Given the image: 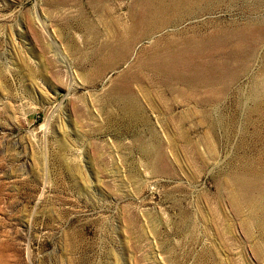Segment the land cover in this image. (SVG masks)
<instances>
[{
  "label": "rangeland",
  "instance_id": "374dc122",
  "mask_svg": "<svg viewBox=\"0 0 264 264\" xmlns=\"http://www.w3.org/2000/svg\"><path fill=\"white\" fill-rule=\"evenodd\" d=\"M197 1L130 43L131 0H0V264H264V0Z\"/></svg>",
  "mask_w": 264,
  "mask_h": 264
},
{
  "label": "bare ground",
  "instance_id": "6f19581e",
  "mask_svg": "<svg viewBox=\"0 0 264 264\" xmlns=\"http://www.w3.org/2000/svg\"><path fill=\"white\" fill-rule=\"evenodd\" d=\"M94 1V0H93ZM132 1V4H131V6H130V11H129V15H128V19H129V21H130V24L128 25V26H125L124 28H122L121 29V32H122V34L124 35V36H129V38H130V43L131 42H134V41H137L138 39H140V38H146L148 35H149V33H150V31H151V29L154 27V26H157V25H160V26H163V27H165L166 25L167 26H169V24L173 21V20H175L176 18H179L178 16H180V15H182L183 13H184V11L182 12L181 11V9H185V8H191V5L194 7V6H198L200 3L197 1V0H131ZM205 1V0H204ZM207 1V0H206ZM213 1V0H212ZM217 1V0H216ZM202 2V1H201ZM220 2V1H219ZM203 3V2H202ZM201 7V6H200ZM199 7V8H200ZM202 8V7H201ZM193 9V8H192ZM195 9H197L198 10V8L196 7ZM190 10V9H189ZM197 10H195V11H197ZM194 11V10H193ZM199 11V10H198ZM186 12V11H185ZM189 13V12H188ZM173 15H176V16H173ZM184 15H188L187 13H185ZM191 16H192V14H191ZM181 17H183V15L181 16ZM183 19V18H182ZM181 20V19H180ZM251 23V22H250ZM250 23H248L249 25H250ZM262 23V22H261ZM264 23V22H263ZM258 24V23H257ZM256 24V25H257ZM252 25H253V23H252ZM256 25H255V28H256ZM247 26V25H246ZM251 26V25H250ZM249 26V27H250ZM238 27V26H237ZM234 28V27H233ZM243 28H245V27H242V29ZM248 28V27H247ZM252 28V27H251ZM250 28V29H251ZM254 28V29H255ZM219 29V28H218ZM222 29V28H221ZM235 29V28H234ZM242 29H238L240 32H237L236 30V32H234V36L236 37V36H238L239 38H242V37H244V35H245V33H246V31L244 32V31H242L241 32V30ZM249 29V28H248ZM247 29V30H248ZM233 30V29H232ZM231 30V31H232ZM244 30V29H243ZM246 30V29H245ZM252 30V29H251ZM257 30H258V28H257ZM256 30V31H257ZM214 31V30H213ZM218 31V30H217ZM219 31H221V30H219ZM248 31H250V30H248ZM261 31V30H260ZM262 31H264V30H262ZM261 31V32H262ZM222 32H224L225 33V31H222ZM222 32L220 33V34H222ZM233 32V31H232ZM244 32V33H243ZM253 32H255L254 30H253ZM201 33H203V32H201ZM211 33L212 32H210V35H211ZM249 33H251V32H249ZM256 33V32H255ZM204 34V33H203ZM218 34H219V32H218ZM232 34V33H231ZM247 34H248V32H247ZM257 34V33H256ZM136 35V36H135ZM198 35V34H197ZM197 35H195V36H197ZM214 35V34H213ZM213 35H211V37L213 36ZM233 35V34H232ZM232 35H230V37H234V36H232ZM255 35V34H254ZM264 35V34H263ZM199 36H201V34L199 35ZM202 36H204V35H202ZM215 36H217V35H215ZM215 36H213L212 37V39H210V40H213L212 42L215 44V43H217L218 42V40L216 39V37ZM248 35H246V37H247ZM250 37H252V35L250 34L249 35ZM133 37V38H132ZM205 37V36H204ZM219 37V36H218ZM217 37V38H218ZM222 37V36H221ZM228 37V36H227ZM234 37V38H235ZM259 37V36H258ZM264 37V36H263ZM224 38H225V36H224ZM233 38V39H234ZM255 38V37H254ZM254 38H252V39H254ZM190 39V38H189ZM192 39V38H191ZM186 40V42L184 43V46H182L181 47V49L180 50H175V51H173L172 50V45H169L168 46V48L170 49L169 50V53H167L166 54V56L165 57H161V56H156V57H154V61H153V65H155L156 66V69H158L157 70V72L159 71V70H165V69H167V71L166 72H168L169 70L171 71V70H173V72L171 73L170 71H169V73H171V74H173L174 73V69H177V66L179 65V67H180V65H181V67H184V68H189V69H191V68H193V69H195V72H192L193 73V77L194 78H200L201 79V82H202V77L203 76H200L201 75V70L203 69V67H205V64H204V62H203V64H201V62H199V61H197L196 63H193V61L192 60H194L195 59V61L196 60H198L200 57H202V56H200V54H201V52L203 51V47L205 48V45L206 44H208V41L207 40H205L204 38L203 39H201V37H200V40L198 41V38L194 41V40ZM226 39H229V38H226ZM244 39V38H243ZM242 39V40H243ZM257 39V38H256ZM119 40H121V38L119 39ZM208 40H209V38H208ZM219 40H222V39H219ZM225 40V39H224ZM245 40V39H244ZM243 40V41H244ZM261 40V39H260ZM227 41V40H226ZM229 41H231V39H229ZM245 41H248V39L247 40H245ZM250 41H251V39H250ZM121 42V41H120ZM210 42V41H209ZM228 42V41H227ZM253 42V41H252ZM258 42V41H257ZM122 44H120L119 45V47H117V48H112L111 50V54H113V55H118V54H120L124 49H126L125 48V46L123 45V42H121ZM220 43V42H219ZM224 43H226V42H224ZM229 43V42H228ZM256 43V42H255ZM126 45H128L129 44V40L127 41V43H125ZM210 44V43H209ZM221 44V43H220ZM219 44V45H220ZM252 44V43H251ZM254 44V43H253ZM259 44V43H258ZM211 45V44H210ZM213 45V44H212ZM223 45V44H222ZM221 45V46H222ZM241 45L243 46L244 45V43L242 44L241 43ZM247 45H249V44H247ZM246 44H245V46H247ZM209 46V45H208ZM217 46V45H216ZM215 46V47H216ZM225 46V45H224ZM230 46V45H229ZM231 46H232V43H231ZM234 46H235V44H234ZM244 46V47H245ZM254 46V45H253ZM256 46V45H255ZM211 47V46H210ZM236 47V46H235ZM235 47H233V48H235ZM248 47V46H247ZM245 48V49H247V50H249L248 48ZM180 47H177V49H179ZM214 48V47H213ZM229 48V47H228ZM232 48V47H231ZM208 49H209V47H208ZM210 49H212V48H210ZM239 49H240V46H239ZM242 49V48H241ZM207 50V49H206ZM214 50V49H213ZM218 50V49H217ZM237 50V49H236ZM244 50V49H243ZM205 51V50H204ZM203 51V52H204ZM233 51V50H232ZM245 51V50H244ZM207 52V51H206ZM209 52H211L210 50H209ZM213 52V51H212ZM243 52V51H242ZM249 52V51H248ZM204 54H205V52H204ZM204 54H202V55H204ZM219 54H220V52H219ZM228 54V53H227ZM229 54H230V52H229ZM244 54H246V51L244 52ZM194 55H196V56H194ZM207 55H209V54H207ZM206 55V56H207ZM236 54H235V50H234V56H235ZM239 55V54H238ZM242 55V54H241ZM240 55V57H242ZM247 55V54H246ZM210 56H213V54H211ZM209 56V57H210ZM227 56V55H226ZM229 56V55H228ZM233 56V55H232ZM204 57V56H203ZM164 58V59H163ZM205 58H207V57H205ZM230 58V57H229ZM243 58H244V55H243ZM203 59V58H202ZM209 59V58H208ZM226 59V58H225ZM228 59V58H227ZM235 59H237V58H235ZM240 59V58H239ZM205 60V59H204ZM210 60H211V58H210ZM214 60H215V58H214ZM230 60V59H229ZM232 60V59H231ZM216 61V60H215ZM206 62V61H205ZM211 63H212V61H210ZM225 62V61H224ZM224 62L222 63L223 65H224ZM241 63V62H240ZM208 64V63H207ZM213 64V63H212ZM212 64H210L209 66H207V68L209 69V68H215V67H213L214 66V64L212 65ZM215 64H217L216 62H215ZM219 64V63H218ZM221 64V65H222ZM227 64V63H226ZM231 64H232V62H231ZM237 64V63H236ZM243 64V63H242ZM232 65H234V63L232 64ZM219 66V65H218ZM225 66H227V65H225ZM240 66V65H239ZM229 67V66H228ZM234 67V66H233ZM207 68H205L206 70H207ZM227 68V67H226ZM230 68V67H229ZM232 68V67H231ZM240 68V67H239ZM243 68H247V67H243ZM222 70L224 69V67L223 68H221ZM206 70H204V72H206ZM215 70H216V68H215ZM219 70V69H218ZM226 70V69H225ZM231 70V69H230ZM183 71V70H182ZM212 71V70H211ZM214 71V70H213ZM225 72V71H224ZM183 73H187V70H186V72H182V81H184L185 79H184V77H183V75H188L189 73H187V74H183ZM210 74V76L213 78V74H214V72L212 73V72H209ZM212 73V74H211ZM219 73H221L220 71H219ZM229 73V72H228ZM204 74V73H203ZM208 74V73H207ZM206 74V75H207ZM217 74H218V72H217ZM170 75V74H169ZM224 75V74H223ZM229 75V74H228ZM171 76V75H170ZM189 76V75H188ZM216 76V75H215ZM227 76V75H226ZM225 76V77H226ZM231 76V75H230ZM207 77H209V76H207ZM234 77V76H233ZM232 77V78H233ZM187 78V77H186ZM204 78V77H203ZM217 78V77H216ZM231 78V79H232ZM168 79H170V78H168ZM172 79H174V77L172 78ZM210 79V78H209ZM225 79V78H224ZM230 79V78H229ZM235 79V78H234ZM188 81L187 82H189V79H187ZM191 80V79H190ZM194 80V79H193ZM211 80V79H210ZM214 80H215V77H214ZM181 81V80H180ZM200 81V80H199ZM204 81H205V78H204ZM195 82H196V80H195ZM200 82V83H201ZM208 82V81H207ZM224 82V81H223ZM229 82V81H228ZM185 83H186V81H185ZM194 83V82H193ZM199 83V82H198ZM209 83V82H208ZM220 83H222V81L220 82ZM187 84H189V83H187ZM213 84H214V82H213ZM224 84V83H223ZM190 85V84H189ZM202 85H204L203 87H205V82H204V84H202ZM207 85H209V84H207ZM224 85H226V83L224 84ZM212 86V85H211ZM228 86V85H227ZM207 87V86H206ZM209 87V86H208ZM223 88H225V87H223ZM244 187H241V189H240V198H246V199H248V201L249 200H251V186H248V185H246V184H244L243 185ZM253 190V189H252ZM258 191V190H257ZM252 195H253V192H252ZM258 196H257V199H258V201L261 203V207H262V210L264 211V189H260L259 191H258V194H257ZM254 198H256V197H254ZM243 200H245V199H243ZM254 200V199H253ZM256 201V200H255ZM250 202H252V201H250ZM246 204H248L247 202H246Z\"/></svg>",
  "mask_w": 264,
  "mask_h": 264
}]
</instances>
